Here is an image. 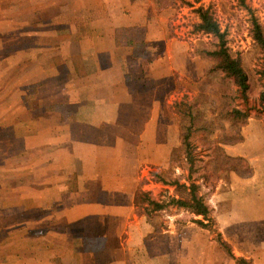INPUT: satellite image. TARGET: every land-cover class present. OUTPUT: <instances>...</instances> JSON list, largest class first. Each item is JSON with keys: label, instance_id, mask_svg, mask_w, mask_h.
Returning <instances> with one entry per match:
<instances>
[{"label": "crops", "instance_id": "1", "mask_svg": "<svg viewBox=\"0 0 264 264\" xmlns=\"http://www.w3.org/2000/svg\"><path fill=\"white\" fill-rule=\"evenodd\" d=\"M172 3L8 0L40 23L0 48V264H194L205 255L206 230L190 220L176 230L168 211L156 212L166 214L159 230L136 213L139 190L155 199L164 187L152 173L187 175L169 107L193 62L169 28ZM257 167L243 178L226 170L207 193L198 181L221 239L252 264L261 249L245 251L228 233L218 213L234 202L219 188L264 183Z\"/></svg>", "mask_w": 264, "mask_h": 264}, {"label": "rangeland", "instance_id": "2", "mask_svg": "<svg viewBox=\"0 0 264 264\" xmlns=\"http://www.w3.org/2000/svg\"><path fill=\"white\" fill-rule=\"evenodd\" d=\"M171 1L174 12L169 28L174 31L180 41L186 44L193 64H191L190 77L178 87L179 99L169 107V111L175 115L180 129L182 119L176 114L178 107L175 104L191 102L197 106L198 121L212 124L211 135L206 138L207 141L196 142L197 154L204 158V165H206L201 172L207 178L205 193L214 187L218 178L222 177V173L228 169L235 170L238 176L243 178L249 176L258 166L259 175L264 179V112L259 108V96L264 90V48L258 45L251 35L253 20L264 27V0H162L163 4L169 5ZM7 2L8 0H0V48L6 46L11 32L15 33L16 37L13 40H16L19 34L21 36L29 29L31 31L37 29L35 24L40 23L22 19L19 16L22 13L9 7ZM198 8L210 10L221 32L225 35L229 53L239 58L248 77L249 90L246 101L243 102L238 98L233 101V105L246 110L249 115L248 120L241 127H233L219 117V113L226 107L228 101L224 99V96L228 93L235 96V89L227 88L220 80L219 74L211 72L214 63L207 59L203 52L212 51L216 40L212 36L203 35L194 30V26L199 21L196 12ZM49 10L44 11L43 15L53 14L54 10ZM9 14H13L11 19H8ZM206 146L211 149L207 150ZM177 159H180V153L177 154ZM182 164L177 163L179 166ZM169 172L171 171L161 172L162 178L167 180L170 177ZM172 176L181 178V175L178 176L174 172ZM224 181L228 180L223 179V183L220 184L221 197L225 201L228 199L229 202L231 199L234 204L230 209L221 210L218 215L222 222L232 225L228 233L238 238L245 251L253 248L255 251L261 249L253 254L254 264H264V183L230 194L226 191L227 186ZM154 190L157 193L155 199L160 200H166L175 194L174 189L167 186L157 187ZM165 211H168L167 215L174 217L176 230L181 229L182 225L192 218L187 212L184 211L183 214V210L172 207ZM164 215L166 216L161 214L153 217L154 214H152L149 220L155 228L160 230L164 227L166 220ZM217 233L219 231L215 222L212 232L206 230L205 233H201V236L207 240V245L202 250L205 255L194 264H236L228 256L227 250L216 242ZM177 251L179 252L176 248V253ZM178 256L179 254H176V258ZM175 264H181V262L176 259Z\"/></svg>", "mask_w": 264, "mask_h": 264}, {"label": "trees", "instance_id": "3", "mask_svg": "<svg viewBox=\"0 0 264 264\" xmlns=\"http://www.w3.org/2000/svg\"><path fill=\"white\" fill-rule=\"evenodd\" d=\"M198 23L194 26V30L203 35L212 36L216 40V44L212 51L203 52L207 59H210L214 66L211 72H217L220 80L224 82L227 88L235 89V96L230 93L224 96L227 99L226 107L219 113L220 119L223 118L233 127L243 126L248 120L249 115L246 110L240 109L233 105L235 99L243 102L247 99L249 90L248 77L244 72L239 58L233 57L226 46L225 35L221 32L218 23L214 19L209 9L198 8ZM251 35L253 40L264 48V27L260 26L256 20L251 23ZM177 106V115L181 117L180 125V147L184 154V163L180 168L186 171V177L175 178L173 172H169V178L163 179L161 172L151 174L152 182L160 183L164 186L174 189V195L169 196L166 200H155L151 197V193L139 190L138 199V215L149 217L150 215L165 211L169 207L177 210H183L192 216L191 222L198 227L213 231L214 219L212 211L205 201V195L201 193V185L199 180L203 182L207 180L205 174H201L206 165L204 159L198 153L197 141H205L211 135L212 124L209 122L198 121L197 106L191 102H182L175 104ZM259 108L264 112V90L259 96ZM207 141V140H206ZM206 149L209 150L208 146ZM177 193V195H176ZM179 194V195H178ZM200 219H194V218ZM216 242L223 249L227 250L228 256L235 261L236 264H251L242 258H235L230 251V247L221 239L219 233L216 234Z\"/></svg>", "mask_w": 264, "mask_h": 264}]
</instances>
